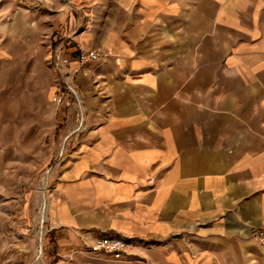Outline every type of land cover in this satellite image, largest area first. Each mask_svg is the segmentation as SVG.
<instances>
[{
  "label": "crops",
  "instance_id": "crops-1",
  "mask_svg": "<svg viewBox=\"0 0 264 264\" xmlns=\"http://www.w3.org/2000/svg\"><path fill=\"white\" fill-rule=\"evenodd\" d=\"M67 4L61 25L80 30L60 45L93 130L59 179L65 242L124 235L154 243L161 264H257L264 0ZM81 48L105 59L81 65Z\"/></svg>",
  "mask_w": 264,
  "mask_h": 264
},
{
  "label": "rangeland",
  "instance_id": "rangeland-1",
  "mask_svg": "<svg viewBox=\"0 0 264 264\" xmlns=\"http://www.w3.org/2000/svg\"><path fill=\"white\" fill-rule=\"evenodd\" d=\"M68 7L67 0H0V264H161L154 243L126 236L132 249L125 257L97 253L98 237L67 243L52 220L60 176L93 130L60 45L65 32L80 30L77 21L62 27L59 15ZM64 58L69 64L60 69ZM59 92L61 104L54 101ZM253 228L248 235L256 241Z\"/></svg>",
  "mask_w": 264,
  "mask_h": 264
},
{
  "label": "built area",
  "instance_id": "built-area-1",
  "mask_svg": "<svg viewBox=\"0 0 264 264\" xmlns=\"http://www.w3.org/2000/svg\"><path fill=\"white\" fill-rule=\"evenodd\" d=\"M103 59V55L99 51H83L79 56L81 64H87L91 61H100ZM69 64L67 58L62 59L58 63V67L62 69ZM65 100L64 93H57L54 96V101L58 104L63 103ZM252 237L261 245L264 249V225L257 226L252 230ZM132 244L128 237L123 235H103L98 237L93 245L94 252L107 253L116 257H122L130 254Z\"/></svg>",
  "mask_w": 264,
  "mask_h": 264
},
{
  "label": "bare ground",
  "instance_id": "bare-ground-1",
  "mask_svg": "<svg viewBox=\"0 0 264 264\" xmlns=\"http://www.w3.org/2000/svg\"><path fill=\"white\" fill-rule=\"evenodd\" d=\"M46 208H47V203L45 201L43 204V210H42V214H41V218L43 221H45V219H46Z\"/></svg>",
  "mask_w": 264,
  "mask_h": 264
}]
</instances>
